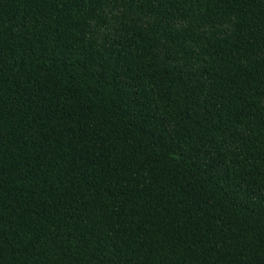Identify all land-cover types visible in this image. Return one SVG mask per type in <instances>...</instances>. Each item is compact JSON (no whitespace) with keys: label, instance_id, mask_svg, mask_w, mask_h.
Wrapping results in <instances>:
<instances>
[{"label":"trees","instance_id":"1","mask_svg":"<svg viewBox=\"0 0 264 264\" xmlns=\"http://www.w3.org/2000/svg\"><path fill=\"white\" fill-rule=\"evenodd\" d=\"M0 264H264V0H0Z\"/></svg>","mask_w":264,"mask_h":264}]
</instances>
